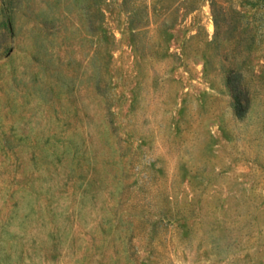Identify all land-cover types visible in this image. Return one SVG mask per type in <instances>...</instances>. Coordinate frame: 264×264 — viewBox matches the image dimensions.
I'll list each match as a JSON object with an SVG mask.
<instances>
[{
  "label": "rangeland",
  "instance_id": "obj_1",
  "mask_svg": "<svg viewBox=\"0 0 264 264\" xmlns=\"http://www.w3.org/2000/svg\"><path fill=\"white\" fill-rule=\"evenodd\" d=\"M0 264H264V0H0Z\"/></svg>",
  "mask_w": 264,
  "mask_h": 264
},
{
  "label": "trees",
  "instance_id": "obj_2",
  "mask_svg": "<svg viewBox=\"0 0 264 264\" xmlns=\"http://www.w3.org/2000/svg\"><path fill=\"white\" fill-rule=\"evenodd\" d=\"M236 113H237L238 115H241V114H242V109H241V108H237V109H236Z\"/></svg>",
  "mask_w": 264,
  "mask_h": 264
}]
</instances>
